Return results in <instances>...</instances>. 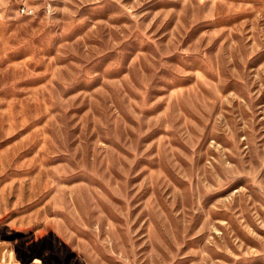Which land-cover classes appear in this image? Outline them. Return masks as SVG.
Masks as SVG:
<instances>
[{"label":"rangeland","instance_id":"obj_1","mask_svg":"<svg viewBox=\"0 0 264 264\" xmlns=\"http://www.w3.org/2000/svg\"><path fill=\"white\" fill-rule=\"evenodd\" d=\"M0 264H264V0H0Z\"/></svg>","mask_w":264,"mask_h":264},{"label":"built area","instance_id":"obj_2","mask_svg":"<svg viewBox=\"0 0 264 264\" xmlns=\"http://www.w3.org/2000/svg\"><path fill=\"white\" fill-rule=\"evenodd\" d=\"M24 13H30V10L29 9H27V8H23V10H22Z\"/></svg>","mask_w":264,"mask_h":264}]
</instances>
